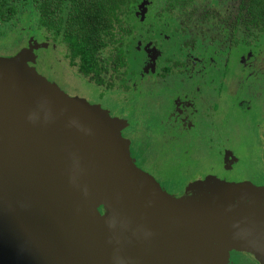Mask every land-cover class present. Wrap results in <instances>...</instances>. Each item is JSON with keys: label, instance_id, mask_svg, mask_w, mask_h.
<instances>
[{"label": "rangeland", "instance_id": "obj_1", "mask_svg": "<svg viewBox=\"0 0 264 264\" xmlns=\"http://www.w3.org/2000/svg\"><path fill=\"white\" fill-rule=\"evenodd\" d=\"M167 2V0H147L142 13H145L149 4L162 12ZM216 2L217 0H193L191 9L194 11L190 14L193 33L199 34L203 28L206 29L200 23L206 18V14L212 15L216 12V7L220 6ZM226 3L233 7L230 10L220 9L223 16L236 15L239 10V0H227ZM187 12L190 13V11ZM31 17L32 13L29 10L27 14L18 17L16 24L0 26V69H5L7 75L12 76L19 90H24L25 80L30 83L36 77L43 80L41 91L29 92L24 97L28 100L26 105L32 112H37L29 121L36 120L37 117L42 118L44 115L45 119L49 105H53L57 114L56 120L61 124V128L49 129L54 138L61 137L65 132L64 127L79 120L83 132L89 137L90 144L96 145L103 141V138L107 142L110 139V144L116 147V149L111 148V153L116 165L115 171L119 170L116 175L119 181L129 177L126 171L134 166L132 170H140L153 178L155 173L158 176L161 175L165 181L164 187H161L159 181L154 178L155 182L161 190L169 193L168 187L165 188V186L176 187L178 178L181 179L190 172L196 173L199 169L205 171L211 167L220 173V165H222L234 181L223 180L224 182L242 186L245 191L254 189L258 193L264 191V187H256L251 182L252 179H257L261 172L260 139L256 137V132L263 126L259 122L264 120L260 114L264 109V39L255 42L256 44L248 49L240 44V47L230 53L228 64L223 53L213 55L208 50L204 55L207 56L208 64L203 66L204 74L196 76L202 79L197 84L192 83L191 80L190 84H187L186 81L174 79L168 88L159 84L160 91H154L153 86L150 89L136 87L134 91L124 96L123 100L120 97L118 101H114L118 97L116 94L106 93L103 96H95L90 84L79 75L77 70L68 65V60L64 56H61V48H57L59 44L49 48L48 44H42L39 35L35 37L32 33L34 25ZM27 35L30 39L27 41L28 46L25 40ZM177 42L174 36L168 40L167 47L175 50ZM137 66L136 60H133L131 68H137ZM214 85L218 88L217 94L220 96V101L214 97L216 94L212 88ZM199 86H201L200 91H196ZM181 92H185L183 97ZM186 93L191 98L195 97L200 103L192 102V107L185 105ZM198 93L199 95H196ZM80 104L84 105L86 114L76 108ZM198 104L199 107L196 108ZM213 106L219 107L214 110ZM175 117L178 118L175 119ZM173 119L177 121L173 122ZM185 121H188L187 127ZM96 124L101 132L96 131V138L93 139L92 130ZM31 127L32 132L38 131L37 134L43 138L48 134L47 126L42 130V127H37L35 122H31ZM75 128L76 125L71 133H67L69 134L67 142H71L72 136L77 135ZM14 131L20 132L21 129L17 128ZM45 139H47L46 136ZM49 139L48 142L53 143L50 152H54L59 145H63L58 140L54 141L52 137ZM211 139L219 140L237 158V162L230 164L231 168H227L223 163L215 162L218 159L222 160L218 151H223L226 155L227 150H209L208 141ZM4 153L7 155L0 157V169L4 172L7 184L13 187L23 186L25 181L15 165L14 156ZM88 154L99 155V152L93 145L85 147L83 153L77 150L78 157H86ZM65 156L69 155L65 152ZM31 158L36 164L35 155ZM62 162L63 159H60L57 167L53 169L54 172L61 171L57 168ZM68 164L74 167V163ZM87 167L83 164L79 168L87 170ZM127 172L134 173L131 170ZM207 179L221 180L216 176H209ZM238 179L249 181H235ZM193 184L199 192H203L210 185L205 180H197ZM33 197L39 205H44L38 193L36 196L34 193ZM92 202L95 204L93 211L97 219L110 215L112 221L108 225L112 226L114 223L115 227L119 226L120 222L117 218L119 215L105 192L97 193ZM156 207H160V204L158 203ZM159 213L156 223H164L163 216L169 217V214L165 215L161 213V210ZM125 226H128L126 229L131 228L130 224ZM43 231L48 233L44 228ZM1 234L11 240L16 239L17 250L22 248L21 244L24 246L26 243H30L29 248L34 247L31 263L28 264H38L37 259L52 257L51 246L45 241L46 238H41L39 227L27 230L22 236L19 231L16 233L14 230L10 232L3 230V232L0 231ZM1 239L0 237V243ZM1 244H4L3 239ZM237 246H241V243L227 246L211 245L199 253L203 255L202 260L195 264H264V256L248 250L238 251ZM0 264L25 263L21 262L19 253H7L5 243L0 251Z\"/></svg>", "mask_w": 264, "mask_h": 264}, {"label": "water", "instance_id": "obj_2", "mask_svg": "<svg viewBox=\"0 0 264 264\" xmlns=\"http://www.w3.org/2000/svg\"><path fill=\"white\" fill-rule=\"evenodd\" d=\"M4 70L0 69V157L7 155L4 152L14 156L25 184L10 186L0 169V231H19L22 236L39 227L41 238H46L51 246L52 257L39 258L36 263L195 264L202 260L199 253L211 245L239 243L238 251L264 256V191H245L242 186L223 180L206 179L213 183L203 192L192 183L188 191L193 194L177 197L161 190L153 177L139 169L141 173L132 170L134 166L127 170L134 173L126 171L129 177L119 181L116 176L119 170L115 171L111 153V148L116 147L110 144V139L90 144L79 120L64 127L61 137L54 138L49 129L61 128V124L56 120L53 105H49L45 119L44 115L29 121L37 112H32L24 98L29 92L41 91L43 80L39 77L32 83L25 80L24 90H19ZM76 108L86 114L84 105ZM31 122L42 130L49 127L47 139L38 131H31ZM74 125L77 135L67 142V133L72 132ZM17 128L21 131L15 132ZM96 131L101 132L97 124L92 130L93 139ZM51 137L63 144L54 152L49 151L53 144L48 142ZM88 145L95 146L99 155L78 157L77 150L83 153ZM60 159L63 162L57 170L61 171L54 172ZM83 164L88 166L87 170L79 168ZM101 191L109 196L119 215L118 227L114 223L108 225L112 221L110 215L97 219L94 214L92 200ZM34 193L39 194L44 205L38 204ZM158 203L160 207H156ZM160 210L169 217L163 216L164 223L158 224ZM125 224L131 228L126 229ZM0 237L4 241L1 244V239L0 251L6 243L7 253H19L21 262L31 263L34 247L29 248L30 243L21 244L22 248L17 250L16 239L2 234Z\"/></svg>", "mask_w": 264, "mask_h": 264}, {"label": "flooded vegetation", "instance_id": "obj_3", "mask_svg": "<svg viewBox=\"0 0 264 264\" xmlns=\"http://www.w3.org/2000/svg\"><path fill=\"white\" fill-rule=\"evenodd\" d=\"M226 1L227 0L224 2L223 0H217L216 3L220 4V6L216 7V12L214 14L205 15L206 18L200 24L204 25L206 29L203 28L199 34L193 33V22L191 23L190 20V14L194 11V9H191V7H193L192 4L188 7L190 9V13L186 11L185 18L181 19L177 18L173 12L165 13V11H167V5L161 12L158 11L152 4H149L147 5L148 9L145 13H142V10L147 3V0L143 1L138 5V10L136 11V16L138 17V21L140 23L134 30V35H136V53H129L130 49L127 52L124 50V53H127L128 55L127 57L125 56V59L129 63L130 67L124 66L118 67L117 69V67H115L114 60L111 61L109 57L111 51L110 48H108L105 52H103V57L106 58V68L102 73V84L95 83L83 77L79 73L78 67L70 62L66 47L62 45L61 42L54 43L50 35H48L45 30H37L34 27L32 33L35 37L39 35L38 37L41 38L42 44H48L49 48L56 47L59 44L57 48H61V56H64V58L68 60V65L72 67V69L77 70L79 75L90 84L92 92L95 93V96H103L106 93L116 94L118 97L114 99V101H118L120 97V99L123 100V97L127 96L129 92L134 91L136 87L138 88L142 86L150 89L153 86L154 91H160L158 90L159 84L168 88L171 85V81L174 79L186 81L187 84H190L191 80L192 83L197 84L199 83V80L202 79H199V77L196 76L203 75L205 70V68L203 69V66L208 64L207 56H204L207 54L208 50H210L213 55H220V53H223V56L226 58V64H228L230 53L240 47V44L248 49L252 48L251 45L256 44L255 42L264 39V34L257 38L252 36L251 32L248 30L247 32L240 31L237 19L239 11L241 10L240 0L238 6L239 10L236 15L228 14L226 17L223 16L224 14L220 12V9L230 10L233 7V5L227 4ZM31 18L34 25L33 16ZM247 33H250V35ZM174 36L178 41L177 48L175 50L167 47L169 44L168 40ZM127 39L128 38L125 37L123 44H119V46L122 48H127L129 45L132 46L130 40ZM25 40L26 42L30 41L28 35L25 37ZM28 45L29 43L27 42V46ZM133 60H136L138 65L137 68H131ZM200 87L201 86H199L196 91H200ZM212 88L213 91H216L214 97L220 101V96L217 94L218 88L215 85ZM162 93L164 92L162 91ZM181 93V97H183L185 92ZM196 95H199V93ZM185 97L186 99L184 104L187 106L192 107V102L200 103V101H197L195 97L191 98L188 94ZM198 107L199 104L196 108ZM218 107L219 106H213V109L217 110ZM260 114L262 119H264V109ZM176 118L178 117H175V119ZM175 119H173V122L177 121ZM259 124L263 125L262 128L256 132V137L260 139L259 153L261 172L259 177L257 179H252L251 182L254 183L256 187H264V120L260 121ZM185 126H188V121H185ZM208 143L209 150H227V157L223 151L217 150L218 154H221L222 160H215L216 163H223L227 166V168H231L230 164L232 165L238 161L237 158L231 154V151L226 149V147L223 146V143L219 140L217 141L215 139H211ZM220 170L221 172L219 173L214 171L213 167L205 171L199 169L198 171L196 170V173L190 172L185 177H182L181 179L178 178V184L176 187L165 186V188L168 187L167 191L170 194L183 197L190 196L188 195L190 194L188 187L191 183L197 180H206L209 176H216L221 180L234 182L232 181L233 177L222 168V165H220ZM154 178L159 181L161 187H164L163 184L165 181L162 179L161 175L158 176L155 173ZM244 180L248 179H238L235 181Z\"/></svg>", "mask_w": 264, "mask_h": 264}, {"label": "trees", "instance_id": "obj_4", "mask_svg": "<svg viewBox=\"0 0 264 264\" xmlns=\"http://www.w3.org/2000/svg\"><path fill=\"white\" fill-rule=\"evenodd\" d=\"M145 0H0V26L16 24L18 17L30 10L34 27L45 30L53 42H61L68 52L70 62L90 81L103 83L105 71L103 52L110 48V59L115 67H130L124 50L136 53V35L139 25L136 16L138 5ZM167 11L177 18L193 0H167ZM238 27L259 38L264 34V0H240ZM250 35V33H247ZM127 37L132 46L122 48ZM132 37V38H131ZM127 39V40H128ZM118 45V46H117ZM188 192V191H187ZM193 194L190 190V194Z\"/></svg>", "mask_w": 264, "mask_h": 264}]
</instances>
